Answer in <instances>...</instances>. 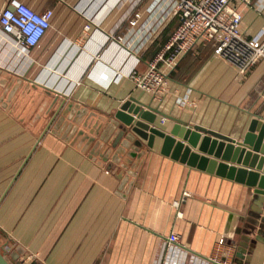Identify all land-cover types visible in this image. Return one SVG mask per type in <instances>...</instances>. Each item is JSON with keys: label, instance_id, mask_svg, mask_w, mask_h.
Wrapping results in <instances>:
<instances>
[{"label": "crops", "instance_id": "0c3cea01", "mask_svg": "<svg viewBox=\"0 0 264 264\" xmlns=\"http://www.w3.org/2000/svg\"><path fill=\"white\" fill-rule=\"evenodd\" d=\"M20 1L54 16L30 52L0 32V250L9 261L237 264L236 246L257 235L254 188L164 153L158 135L137 147L116 113L132 98L168 115L155 121L166 134L179 120L241 141L264 119V60L241 73L200 45L158 101L129 72L145 70L178 25L172 0ZM241 27L264 39V0L244 9ZM255 251L253 264H264V237Z\"/></svg>", "mask_w": 264, "mask_h": 264}, {"label": "built area", "instance_id": "2783aa9c", "mask_svg": "<svg viewBox=\"0 0 264 264\" xmlns=\"http://www.w3.org/2000/svg\"><path fill=\"white\" fill-rule=\"evenodd\" d=\"M161 1L154 0L152 6ZM251 4L252 0H172L168 12L178 15L179 23L162 49L147 62L145 70H130L129 76L136 88L161 100L168 92L172 71L188 52L203 44L211 45L215 55L232 62L241 73L248 72L264 60V39L247 37L241 27L244 9ZM53 16L52 9L38 12L20 0H7L0 11V32L9 36L16 47L30 52L41 43ZM140 17L136 12L130 21L132 27ZM188 102L185 98L180 100L181 105ZM188 196L190 193L184 191L181 199ZM180 202L175 204L179 206ZM169 241L177 242L178 235L171 233ZM224 241L220 239L221 243Z\"/></svg>", "mask_w": 264, "mask_h": 264}, {"label": "water", "instance_id": "95a60500", "mask_svg": "<svg viewBox=\"0 0 264 264\" xmlns=\"http://www.w3.org/2000/svg\"><path fill=\"white\" fill-rule=\"evenodd\" d=\"M136 102L132 98L124 101L116 113V118L122 123L120 128L123 133L129 132L127 139L134 141L137 147H141L143 141L152 147L158 135L164 138V153L171 154L190 166L215 171L254 188V203L257 207L254 225L257 235L251 246L241 243L236 246L235 262L255 263L257 242L264 237V119L254 118L241 141L197 125L185 126L183 129L179 120V124L172 131L173 135H169L155 123L157 114L164 117L168 115L150 105ZM174 135L181 139L177 140ZM194 148L199 152L193 151ZM0 264H13L1 250Z\"/></svg>", "mask_w": 264, "mask_h": 264}, {"label": "trees", "instance_id": "16d2710c", "mask_svg": "<svg viewBox=\"0 0 264 264\" xmlns=\"http://www.w3.org/2000/svg\"><path fill=\"white\" fill-rule=\"evenodd\" d=\"M178 17V15H176V18ZM177 27V26H176ZM177 68V67H176Z\"/></svg>", "mask_w": 264, "mask_h": 264}, {"label": "rangeland", "instance_id": "374dc122", "mask_svg": "<svg viewBox=\"0 0 264 264\" xmlns=\"http://www.w3.org/2000/svg\"><path fill=\"white\" fill-rule=\"evenodd\" d=\"M46 40V39H45ZM46 42V41H45ZM44 44V43H43Z\"/></svg>", "mask_w": 264, "mask_h": 264}]
</instances>
